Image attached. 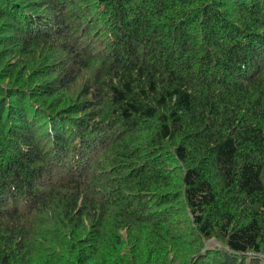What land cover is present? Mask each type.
<instances>
[{
	"label": "trees",
	"instance_id": "1",
	"mask_svg": "<svg viewBox=\"0 0 264 264\" xmlns=\"http://www.w3.org/2000/svg\"><path fill=\"white\" fill-rule=\"evenodd\" d=\"M0 264H264V0H0Z\"/></svg>",
	"mask_w": 264,
	"mask_h": 264
},
{
	"label": "rangeland",
	"instance_id": "2",
	"mask_svg": "<svg viewBox=\"0 0 264 264\" xmlns=\"http://www.w3.org/2000/svg\"><path fill=\"white\" fill-rule=\"evenodd\" d=\"M4 66V65H3ZM5 82V81H4ZM213 241V240H212ZM208 244V243H207Z\"/></svg>",
	"mask_w": 264,
	"mask_h": 264
}]
</instances>
